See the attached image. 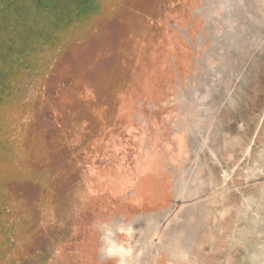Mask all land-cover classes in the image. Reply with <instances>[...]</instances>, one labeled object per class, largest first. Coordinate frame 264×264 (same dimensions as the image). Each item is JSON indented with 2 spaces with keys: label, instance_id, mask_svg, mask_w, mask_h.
I'll return each instance as SVG.
<instances>
[{
  "label": "rangeland",
  "instance_id": "rangeland-1",
  "mask_svg": "<svg viewBox=\"0 0 264 264\" xmlns=\"http://www.w3.org/2000/svg\"><path fill=\"white\" fill-rule=\"evenodd\" d=\"M107 7L29 96L0 264H264V0ZM151 175L173 203L134 215Z\"/></svg>",
  "mask_w": 264,
  "mask_h": 264
},
{
  "label": "trees",
  "instance_id": "trees-1",
  "mask_svg": "<svg viewBox=\"0 0 264 264\" xmlns=\"http://www.w3.org/2000/svg\"><path fill=\"white\" fill-rule=\"evenodd\" d=\"M115 0H0V231L11 224L7 182L29 139L23 119L34 112L36 93L70 40L108 12ZM55 64V63H54ZM54 69V66L52 68ZM33 116V115H31ZM19 163V164H18ZM15 164V165H14ZM11 173V172H10ZM3 216V218H2ZM0 232V246L8 241Z\"/></svg>",
  "mask_w": 264,
  "mask_h": 264
},
{
  "label": "crops",
  "instance_id": "crops-1",
  "mask_svg": "<svg viewBox=\"0 0 264 264\" xmlns=\"http://www.w3.org/2000/svg\"><path fill=\"white\" fill-rule=\"evenodd\" d=\"M161 176L151 175L138 182L137 190L133 195L134 200L131 202L134 208V215H148L149 213H157L170 208L173 203V190L165 178ZM113 214L117 215L119 213L114 212ZM124 214L131 215L132 213ZM117 263L116 261L113 263L111 260L107 262V264Z\"/></svg>",
  "mask_w": 264,
  "mask_h": 264
},
{
  "label": "flooded vegetation",
  "instance_id": "flooded-vegetation-1",
  "mask_svg": "<svg viewBox=\"0 0 264 264\" xmlns=\"http://www.w3.org/2000/svg\"><path fill=\"white\" fill-rule=\"evenodd\" d=\"M154 165L155 163L151 164L152 167H154ZM106 252L112 256H116L119 259L120 264H129L130 262L134 263V261L132 260V251L130 249L125 248L124 246L118 245L114 241H112V243L109 246H107ZM141 263L145 264L144 261H140L137 264H141ZM147 263L148 260L146 261V264Z\"/></svg>",
  "mask_w": 264,
  "mask_h": 264
}]
</instances>
